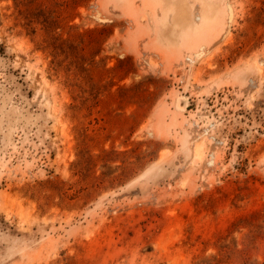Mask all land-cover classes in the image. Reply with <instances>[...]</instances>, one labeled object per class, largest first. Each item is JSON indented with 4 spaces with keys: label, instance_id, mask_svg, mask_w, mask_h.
<instances>
[{
    "label": "rangeland",
    "instance_id": "rangeland-1",
    "mask_svg": "<svg viewBox=\"0 0 264 264\" xmlns=\"http://www.w3.org/2000/svg\"><path fill=\"white\" fill-rule=\"evenodd\" d=\"M0 264H264V0H0Z\"/></svg>",
    "mask_w": 264,
    "mask_h": 264
}]
</instances>
